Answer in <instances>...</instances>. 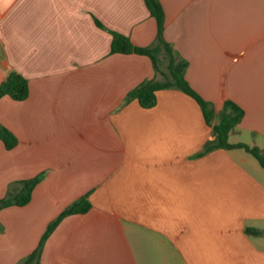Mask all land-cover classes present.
I'll return each instance as SVG.
<instances>
[{"label": "crops", "instance_id": "1", "mask_svg": "<svg viewBox=\"0 0 264 264\" xmlns=\"http://www.w3.org/2000/svg\"><path fill=\"white\" fill-rule=\"evenodd\" d=\"M159 2L190 86L217 115L238 105L229 142L264 153V0ZM113 33L156 42L145 0H0V85L15 72L29 88L0 100L17 138L0 140V200L40 178L27 205L0 210V264H22L84 196L90 209L58 224L38 264H264V167L243 148L196 157L212 128L181 90L127 101L162 76L149 56L112 53Z\"/></svg>", "mask_w": 264, "mask_h": 264}, {"label": "trees", "instance_id": "2", "mask_svg": "<svg viewBox=\"0 0 264 264\" xmlns=\"http://www.w3.org/2000/svg\"><path fill=\"white\" fill-rule=\"evenodd\" d=\"M145 3L151 15L157 21L158 34L156 42L150 47H137L126 37L118 33H113L112 53H136L149 56L153 62L154 68L161 79H152L140 85L131 91L127 96V101L137 99L144 108H152L156 105V91L161 89H178L194 98L201 107L206 123L212 128L213 139L207 141L202 149L196 153V157H202L216 149H236L243 148L250 152L264 167V153L257 147H250L245 143L232 144L229 137L232 131L237 127L243 117V110L232 101H226L224 108L217 115L212 103L202 98L188 83L185 77V70L188 66L187 61L178 59L171 45L163 37L164 31V10L159 0H145ZM163 55V57H161ZM165 60L167 63L165 64ZM164 61V62H163ZM165 65V66H164ZM28 81L18 73H11L7 80L0 85V100L4 95H9L12 99L21 101L28 97ZM218 116V122L214 120ZM0 140H2L7 149H12L17 144V138L6 128L0 126ZM40 181L39 177L20 182V190L17 194L8 193L0 200V210L12 205L25 206L32 197L35 186ZM91 207L88 196H84L68 208L52 222L40 244L33 253L26 258L22 264H38L42 248L58 226V224L67 216L87 212ZM248 233L257 232L254 229H247Z\"/></svg>", "mask_w": 264, "mask_h": 264}, {"label": "rangeland", "instance_id": "3", "mask_svg": "<svg viewBox=\"0 0 264 264\" xmlns=\"http://www.w3.org/2000/svg\"><path fill=\"white\" fill-rule=\"evenodd\" d=\"M164 62V61H163Z\"/></svg>", "mask_w": 264, "mask_h": 264}]
</instances>
